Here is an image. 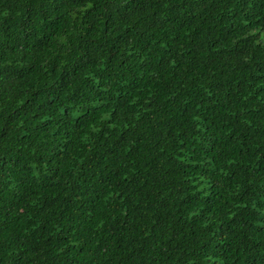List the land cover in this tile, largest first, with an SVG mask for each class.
Returning <instances> with one entry per match:
<instances>
[{
  "label": "clouds",
  "instance_id": "1",
  "mask_svg": "<svg viewBox=\"0 0 264 264\" xmlns=\"http://www.w3.org/2000/svg\"><path fill=\"white\" fill-rule=\"evenodd\" d=\"M0 264H264V0H0Z\"/></svg>",
  "mask_w": 264,
  "mask_h": 264
}]
</instances>
